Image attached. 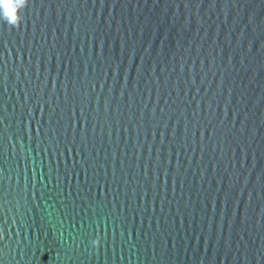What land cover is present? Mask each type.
Here are the masks:
<instances>
[{"label":"water","instance_id":"obj_1","mask_svg":"<svg viewBox=\"0 0 264 264\" xmlns=\"http://www.w3.org/2000/svg\"><path fill=\"white\" fill-rule=\"evenodd\" d=\"M0 264H264V0H0Z\"/></svg>","mask_w":264,"mask_h":264},{"label":"snow or ice","instance_id":"obj_2","mask_svg":"<svg viewBox=\"0 0 264 264\" xmlns=\"http://www.w3.org/2000/svg\"><path fill=\"white\" fill-rule=\"evenodd\" d=\"M5 12L11 18V20L14 22L15 21V16L12 14L11 11H9V5H5Z\"/></svg>","mask_w":264,"mask_h":264}]
</instances>
